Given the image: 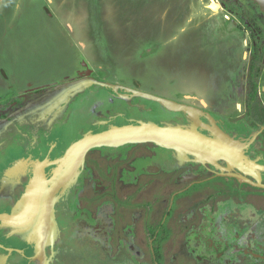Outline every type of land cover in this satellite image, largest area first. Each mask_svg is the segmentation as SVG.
Segmentation results:
<instances>
[{"label": "flooded vegetation", "instance_id": "flooded-vegetation-1", "mask_svg": "<svg viewBox=\"0 0 264 264\" xmlns=\"http://www.w3.org/2000/svg\"><path fill=\"white\" fill-rule=\"evenodd\" d=\"M155 1H161L160 10L165 12L162 16L169 26L175 25L177 21L171 18L170 6L164 7L165 0ZM215 1L219 9L235 4V0ZM50 3L20 0L19 21L49 44L48 49L32 52L28 60L17 65L26 76L39 73V82L27 83L23 95L39 94L47 89L56 91L59 86L75 85L89 78L93 83L88 88L83 87L75 99L58 105L59 109L63 108L59 116L67 114L72 106L68 104L70 100H77L76 105L81 107L90 102V96L96 98L104 92L109 104L127 100L129 104L132 102L131 106H137L139 96L144 94L180 103L200 116L207 115L237 144L241 142L240 129L229 127L218 118L222 106L237 98L235 90L240 85L245 90V83L241 82L246 79L240 78L241 64L233 66L230 61L231 49H223L219 43L208 44L203 40L205 32L196 26L172 32L163 28L135 37L132 52L125 54H130V61L119 62L118 57L124 53L119 45L109 46L102 32L98 40L103 42L107 61L97 66L91 60V56L97 58L96 53L100 54L91 45L97 42L94 35L88 32L81 37L82 32L69 30L62 36L44 26V14L52 17L47 10ZM88 36L90 41L85 40ZM103 83L109 86H101ZM254 91V86L248 88L244 95V102L248 104L239 111H244L250 122L261 130L256 140L264 132V106ZM104 115L111 116V113L105 110ZM66 118L56 122L51 139ZM80 133L85 135L86 131L83 129ZM22 139L29 143L34 140ZM8 141L7 136L0 145V153L6 150L12 153L8 150L14 146L17 153L12 154L25 157L40 155L44 146L50 144V141L37 143L35 140L32 146L26 143L24 146L22 142L10 145ZM159 145L142 142L90 149L67 203L71 221L95 225L103 218L106 227L109 222L107 253L119 264H124V259L131 264H264V166H258V180L236 166L229 171L222 160L217 165L191 160L172 166L161 160L166 148ZM261 150L247 161L256 166L254 162L264 164ZM12 205V200L0 201V213L7 214ZM60 240L57 239L56 245L39 248L0 236V254L4 255L0 264H73L76 257L69 256Z\"/></svg>", "mask_w": 264, "mask_h": 264}, {"label": "rangeland", "instance_id": "rangeland-1", "mask_svg": "<svg viewBox=\"0 0 264 264\" xmlns=\"http://www.w3.org/2000/svg\"><path fill=\"white\" fill-rule=\"evenodd\" d=\"M48 1L51 3L48 4L47 10L52 14V17L47 18V13L44 14V26L47 25L52 30L60 32L62 36H66L65 34L69 30L82 32L83 34H78L81 37L87 36L88 32L94 35L97 42L95 45L92 43L91 45L96 46L100 54L97 52V58L91 56V60L97 66L99 63L107 61L106 53L102 48L103 42L98 40L99 34L102 32L109 42V46L119 45L118 47L124 53L118 57L119 62L130 61V54L127 56L125 54L132 52L131 48L135 45V37L142 34L148 35L149 32L163 28L172 32L183 30L185 26L188 28L196 26L205 32L203 40L208 44L219 43V47L231 49L230 61L233 66L241 64L240 78L246 79V82H241V84L245 83V90L241 89V85L235 90L234 95L237 98L222 106L218 118L227 126H236L240 129L242 140L238 144L240 147L238 149L240 158H238L241 161L247 162L249 157L257 155L260 148H262L261 151H264V132L254 140L261 130L250 122L249 118L244 115V111H239L248 104L244 102V95H247L248 88L252 89V86L255 88L254 94L264 106V43L262 42L264 41V12L254 0H235L233 6L222 7V9H219L215 0H170L169 3V0H165L164 7L170 6L171 18H175L177 21L175 25L171 26H169L168 20L162 16L165 12L160 10L161 1ZM213 4L216 6L214 10L210 8ZM21 9L20 0H0V116L2 117L0 120V145L7 139V136L9 137L8 142L11 141L10 145L22 142L24 146L26 144L32 146L35 144V140L37 143L39 140L43 143L50 141L56 122L60 118L61 121L66 118L72 107L79 102L70 100L68 104L72 106L65 116H59L63 108L59 109L58 105L65 104L67 99H75L82 91L80 86L65 85L59 86V90L56 91L47 89L39 94H22L27 83L36 85L39 82V73L26 76L20 73L21 68L17 65L28 60L32 52L37 53L48 49L49 44L36 36L35 32H30L27 24L22 25L21 20L19 21ZM199 10L202 12L197 14ZM204 10H209L210 13ZM85 40L90 41L91 38L88 36ZM79 42L82 46L84 45L82 39ZM140 53L138 50V55ZM245 55L247 56L246 60L243 59ZM251 59L252 61H250ZM251 64H253L252 68ZM47 78L49 79L50 76L43 80ZM130 104L132 105V102ZM106 115L109 113L107 112ZM22 136L32 137L34 140L29 143L27 139H22ZM16 137L21 139L18 140ZM8 152L17 153L14 146H11ZM6 153L7 150L1 152L0 157ZM254 163L259 167L264 166L260 162ZM240 180L243 179L240 178ZM4 214L0 213V216Z\"/></svg>", "mask_w": 264, "mask_h": 264}, {"label": "bare ground", "instance_id": "bare-ground-1", "mask_svg": "<svg viewBox=\"0 0 264 264\" xmlns=\"http://www.w3.org/2000/svg\"><path fill=\"white\" fill-rule=\"evenodd\" d=\"M210 8L214 10L216 6ZM90 97L87 105L72 107L40 155L7 153L0 160V201H13L8 213L0 218V230L22 239H30L33 234L34 239L53 245L61 239L69 256L77 259L73 264H119L107 253L109 222L106 227L103 218L95 225L71 221L67 210L82 167V149L91 141L112 148L153 139L166 148L161 160L172 166L191 160L217 165L222 160L227 168L236 166L259 179L258 166L241 161L239 143L207 115L185 112L176 103H162L144 94L139 96L137 106H131L127 100L109 104L104 92ZM105 110L111 116H105ZM83 129L85 135L80 133ZM3 257L0 254V261ZM122 262L131 264L126 259Z\"/></svg>", "mask_w": 264, "mask_h": 264}, {"label": "water", "instance_id": "water-1", "mask_svg": "<svg viewBox=\"0 0 264 264\" xmlns=\"http://www.w3.org/2000/svg\"><path fill=\"white\" fill-rule=\"evenodd\" d=\"M256 3H258L259 5H260V8L263 10V12H264V0H254ZM85 80V81H84ZM84 80H82V81H80L78 84H80V83H82V84H84L83 86H81V85H78V84H76L75 83V85H73V86H80V87H87L88 88V86L89 85H91L92 83H93V81L91 80V79H89V78H85ZM84 81V82H83ZM101 86H103V87H105V86H109L108 84H106V83H103V84H101ZM154 98H156V97H154ZM156 99H158L159 101H161L162 103H165L166 101H170V100H164V99H160V98H156ZM170 102H174V101H170ZM174 103H176V104H179L180 105V107L185 111V112H187V111H190V110H192V108H189V107H187V106H184V105H182V104H180V103H177V102H174ZM142 142H152V143H154V144H157V145H159L157 142H155L153 139H144V140H139V141H136V142H132V144H134V143H142ZM116 146H120V145H114L113 147H116ZM160 146V145H159ZM95 147H106L104 144H102V143H100V142H96V141H91V142H89L83 149H82V152H81V155H80V159L82 160V165H83V163H84V160H85V155H86V153L90 150V149H92V148H95ZM82 168V167H81ZM78 178V177H77ZM77 178H76V181H77ZM4 216L2 215V216H0V218H3Z\"/></svg>", "mask_w": 264, "mask_h": 264}, {"label": "crops", "instance_id": "crops-1", "mask_svg": "<svg viewBox=\"0 0 264 264\" xmlns=\"http://www.w3.org/2000/svg\"><path fill=\"white\" fill-rule=\"evenodd\" d=\"M6 228H10V227H6ZM0 232L3 233V235L1 233L0 236L2 238H4V240H7V241L17 239V240L21 241L24 244H27V245L35 244L37 247L42 246V245H46V244H50L49 241H45L44 243H42V241L40 239L39 240L34 239L33 236H35V235H33V234L31 236L32 238H30V239H28V238L27 239H24V238L22 239V237L13 235L10 232L7 233L3 229H1Z\"/></svg>", "mask_w": 264, "mask_h": 264}]
</instances>
